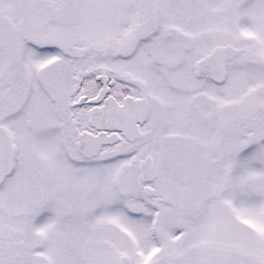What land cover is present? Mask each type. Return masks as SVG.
<instances>
[{
  "label": "snow or ice",
  "instance_id": "1",
  "mask_svg": "<svg viewBox=\"0 0 264 264\" xmlns=\"http://www.w3.org/2000/svg\"><path fill=\"white\" fill-rule=\"evenodd\" d=\"M0 264H264V0H0Z\"/></svg>",
  "mask_w": 264,
  "mask_h": 264
}]
</instances>
